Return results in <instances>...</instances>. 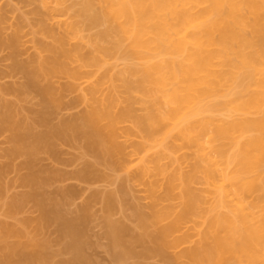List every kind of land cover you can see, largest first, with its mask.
I'll list each match as a JSON object with an SVG mask.
<instances>
[{
  "label": "bare ground",
  "instance_id": "6f19581e",
  "mask_svg": "<svg viewBox=\"0 0 264 264\" xmlns=\"http://www.w3.org/2000/svg\"><path fill=\"white\" fill-rule=\"evenodd\" d=\"M33 1H38L42 10L50 11L53 18L64 24L70 36L85 39L90 45L91 55L84 61L85 66L98 70L110 66L109 81L121 83L129 99L151 100L157 110L150 112L147 118L135 121L130 109L113 113L111 105L117 101L112 99L108 105L101 103L89 113L61 117L54 123L53 116L58 114L63 104L50 79L56 75L77 78L79 73L70 69L67 61L78 51L66 49L64 40L40 23V37L36 39L39 53L29 65L20 64L16 61L18 40L10 38L8 44L12 55H9L12 62L15 61V70L22 71L26 81L16 90L25 93L34 89L40 96L41 105L30 109L32 117L27 118L20 116L13 101L0 102V131L10 133L6 138L11 144L4 155L7 154L10 160L24 159L18 163L26 170L21 173L19 181L28 187L27 192L16 195L18 199L14 195L11 197L14 203L11 201L12 208L8 210L14 213L24 202V205L32 202L39 216L28 219L34 222V225L30 222L34 228L32 231L38 235L27 234L25 227L29 223L26 219L19 226L0 223V264H91V259L85 255L88 243H85L87 239L82 231L86 207L89 209L90 205H83L86 207H82L78 216L79 209L76 217H68L62 213L61 201L54 197L60 196L65 200L76 192L75 187L72 186L73 190L66 185L57 189L54 197L52 192L51 195L44 192L45 188L69 175L79 181L95 179V167L100 163L115 167L116 158L124 154L117 125L129 118L134 119L147 139L157 141L161 136V144L175 133L200 147L201 136L207 128L204 123L193 122L194 114L199 112L196 106L219 87L234 81L241 72L245 88L231 99L229 106L243 113L258 111L261 117L251 121L226 122L217 129L220 138L231 137L237 132L255 131L238 143L239 153L233 161L234 176L245 177L255 172L254 178L233 183V177L227 176L221 178L218 186L226 197L231 196L242 208L238 219L226 215L211 221L209 231L198 245L181 254L174 252L186 241V237L175 238L174 234L197 214L201 203V197L192 189L193 182L201 174L207 183L216 185L214 165L208 164L210 158L206 156V164L196 163L183 177L180 173L175 174L183 183L180 212L174 213V209L169 207L153 211L151 215L137 213L136 231H129L130 228L126 229L123 224L106 221V235L110 249L117 248L112 249L113 255L119 250L122 256L136 258L137 264H145L143 260L153 257L159 258L163 264H180L181 259H185L184 264H264V173L261 169L264 166V0ZM92 30L96 32L85 35ZM119 53L124 59L139 58L143 63L138 66L127 63L119 67ZM152 53L157 55L153 58ZM168 54L175 57L169 58ZM5 90L13 91L14 87H6ZM61 145L79 148V157L88 159L84 158L82 167L71 170V173L43 166L44 160L68 163L70 158L63 159ZM76 160L72 158L68 164ZM10 164L0 166V179ZM128 164L123 162L121 167ZM2 187L4 185L0 183V192ZM172 187L171 182L169 190ZM251 193H257L256 207L261 214L246 209L244 205L243 196ZM99 195L96 192L95 197ZM106 197L105 203L110 204L108 200L112 197ZM51 225L54 229L56 227L55 233L59 236L52 242L56 246L61 244L56 252L51 251L50 240L37 237ZM58 254L63 258L56 259ZM122 256H115L119 264L126 259Z\"/></svg>",
  "mask_w": 264,
  "mask_h": 264
},
{
  "label": "rangeland",
  "instance_id": "374dc122",
  "mask_svg": "<svg viewBox=\"0 0 264 264\" xmlns=\"http://www.w3.org/2000/svg\"><path fill=\"white\" fill-rule=\"evenodd\" d=\"M40 23L50 29L55 36L62 38L66 49L78 51V54L67 62L69 68L78 72L79 76L71 78L66 75H56L50 79L55 92L59 94L63 104L58 114L53 116L54 123L61 117L80 116L89 113L101 103L108 105L112 99H116L117 101V103L111 105L113 113L118 114L121 110L130 109L135 117V121L145 119L150 112L152 113L157 110V106L151 100H143L139 97L129 99L121 83L109 81L110 66L99 70L91 66H85L84 61L91 55L90 45L85 39H75L72 35L70 36L64 24L53 18L50 11L42 10L38 1L33 0H0V87H4L5 89L6 87H14L13 91H7L4 88L1 90L0 88V102L2 100L13 101L19 109L20 116L27 118L32 117L29 112L30 109H36L41 105L40 96L34 89H28L25 93H20L16 90L26 81L24 73L22 74V71L15 70V61L13 60L14 62H12L11 60L10 56L12 54L10 53L11 49L8 44L10 38L16 37L19 49L16 61L20 64L29 65L32 59L39 53L36 39L40 37ZM94 32L96 30L87 32L85 35H90ZM156 55L157 53H152L153 58ZM166 56L169 58L175 57L173 54ZM123 57L122 53H119V67L127 63L135 66L143 63L139 58L137 60L130 57L124 59ZM242 79L243 73L241 72L234 81L219 87L196 106L199 107V112L194 114L192 120L195 123H204L207 128L206 133L201 136L202 144L200 147L194 143H188L175 133H172L161 144V136L157 138V141L147 139L145 133L139 129L134 119L129 118L117 125L120 136L119 142L123 145L124 154L116 158L115 163L117 165L115 167H106L107 165L103 166L100 165L101 163L96 162L99 166L95 167L97 169L94 172L96 174L95 179L79 181L69 175L70 178L66 176L62 181L53 182L45 188L44 192L46 191L48 195H51L52 192L51 196L54 197L57 189L65 188L66 185L67 187H75V190L72 188L76 192H73L74 195L70 194L73 195L71 197L68 195L69 198L65 197L66 202L60 196L54 197L58 201H61L63 204L62 213L68 217H76V211L79 209L78 216L81 213L82 207H86L83 205H90L89 209L86 207L87 222L84 220L85 222L82 223V231L83 237L87 239L85 243H88L86 248L84 247L85 255L89 256L91 264H119L116 261L118 257L115 258V256L123 255V253L120 255L119 250L116 252L119 253L118 255L116 253L113 255V248L110 249V241L106 235V221H112V223L114 222L118 225L123 224V227L127 226L125 228H130L129 231H132L135 226L136 228L138 227L136 225V221H138L137 213L151 215L153 211L165 210L169 207L174 209V213L180 212L183 205V183L181 178L175 177V174L180 173L183 177L191 172L192 167L196 163L206 164V156L210 158H208L210 160L208 164L214 165L216 185L207 183L201 174L193 182L192 189L201 197V203L197 214L191 216L182 224L180 230L174 234L175 238L186 237V241L182 242L174 252L181 254L185 250L198 245L204 234L209 231L211 221L221 219L226 215L231 216L233 219H238L243 212L242 208L238 203L236 204L231 196L226 197L219 190L218 186L221 178L227 176L233 177L231 179L233 183H240L243 179L254 178L255 172H251L245 177L240 176L241 178L236 175L234 176L235 165L233 161L239 153L238 143L252 136L255 131L251 129L252 131L237 132L231 137L220 138L217 134V129L221 124L226 122L235 120L251 121L261 117V113L258 111L243 113L229 106L231 99L245 88L246 82ZM92 89L95 90L91 92ZM9 134L8 132L0 131V166L3 167L5 163H11L3 174V179H0V183L4 185L0 192V223L7 222L8 224L11 223L19 226L20 222L26 219L25 221H28L29 224H26L25 229L27 228V234L31 236L32 233L37 232L35 230L32 231L34 228L31 226L34 225V222L30 220L39 216L36 207H32L34 206L32 202H26L25 205L24 202L23 206L14 213L8 210L12 208L10 205L13 202L11 198L13 195L16 197V195L20 193L22 195V193L28 191V187H24L19 181V178L22 177L21 173L26 172L18 164L21 163L23 158H11L10 160V157H6L7 154L4 155L11 147L9 140L6 138ZM60 149L63 152L61 155L65 156L64 158L61 156L64 160L67 158L71 160L74 158L76 160V156H78V159L75 162L71 161L70 165L68 164L70 159L67 160L68 163H65V165L62 162L59 164L51 160H44L41 164L45 167H56L65 172L66 170L67 172L70 171L71 173L74 170H78V167H82L81 162L83 164L84 158L88 159V157H79L81 155L79 148L61 145ZM42 157L45 156L42 155ZM123 162H128V166L121 167ZM17 164L19 168L16 167L18 166ZM261 169H263L264 173V166ZM171 182L173 187L169 190ZM96 192L100 193V197H95ZM108 195L112 197V200H108L111 202V205L107 202L110 205L109 209L104 198ZM243 201L246 209H252L257 214H261L260 209L256 207L257 193L244 195ZM10 212L13 214H10ZM30 222H33V225ZM166 222L164 221L163 223ZM53 226L51 225L50 228L46 227L48 231L45 228L44 232H41L43 235L39 234L40 236L37 237L50 240V249L56 252L59 250V246L61 247V244L56 246L55 242H52L53 239H58L59 237L58 233H55L56 227L54 229ZM136 230L134 229V231ZM52 243L55 245H52ZM120 250L122 251V249ZM57 256L56 259L59 257L60 259L63 258L59 254ZM123 257L125 256H122V259ZM125 258L123 263L119 261L120 264L138 263L134 257L128 256ZM154 258L143 261H145V264H148V262L149 264H163L159 258ZM184 263L185 259H181L180 264Z\"/></svg>",
  "mask_w": 264,
  "mask_h": 264
}]
</instances>
